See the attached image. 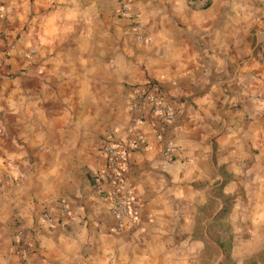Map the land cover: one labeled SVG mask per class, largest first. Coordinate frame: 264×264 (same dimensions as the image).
Here are the masks:
<instances>
[{"label": "clouds", "instance_id": "9594fccd", "mask_svg": "<svg viewBox=\"0 0 264 264\" xmlns=\"http://www.w3.org/2000/svg\"><path fill=\"white\" fill-rule=\"evenodd\" d=\"M42 2L53 5L69 37L60 52L70 55L44 90L50 105L35 90L0 92V264H40L33 252L53 264H264V177L240 179L246 173L229 164L240 159L237 144L217 167L219 153L190 131L221 97L245 123L264 120V0ZM110 28L139 34V55L99 47L120 35ZM178 133L186 175L169 180ZM209 156L218 184L197 180ZM98 205L107 213L100 232ZM127 234L136 237L130 250L115 239ZM22 238L40 247L21 248ZM101 241L102 257L92 251Z\"/></svg>", "mask_w": 264, "mask_h": 264}, {"label": "crops", "instance_id": "0c3cea01", "mask_svg": "<svg viewBox=\"0 0 264 264\" xmlns=\"http://www.w3.org/2000/svg\"><path fill=\"white\" fill-rule=\"evenodd\" d=\"M52 7V5L43 3L42 0L39 3L38 0H0V8L5 9L0 24V92L35 90L37 92L36 99L45 105H50L51 101L55 99V96H46L44 90L54 87L52 81L54 78H58L65 58L70 54L67 50L60 52L61 49H65L69 37L61 36L58 32V21L50 15ZM207 7H211V2ZM117 30L119 29L112 28V31ZM119 31L120 35L116 36L114 41H110L106 45L101 43L98 46L109 47L112 51L123 50L130 56L129 47L130 43H133L137 47L135 50L138 51L141 44L137 42L134 35L130 31ZM42 37L45 38V42L41 44L39 51L28 55L32 51L28 44L34 41L40 42ZM113 43L116 44L115 48H112ZM33 46L35 45L33 44ZM3 51L8 53V59L2 56ZM140 59L142 60L143 57ZM140 71L146 77L147 82H156L148 81L156 79L153 74L147 71L146 67L142 66ZM67 83L65 81L66 86ZM58 87L57 84L55 88L58 89ZM28 98L30 97H26V99ZM61 102L63 103V101ZM204 102L203 98L199 101V103ZM200 115L202 113H197L193 118L196 119ZM58 119H62V117ZM40 120L42 124H47L46 112H40ZM59 131L63 132L64 129ZM190 131L191 133L198 132L199 141L211 147L215 153H219L221 159L216 162L217 167L234 154L233 146L237 144L242 147L241 153H238L240 159L230 158L229 164L234 169L241 168L246 173L240 179L251 182L257 175L264 177V120L253 119L245 123L244 115L231 114L225 97H221L211 118L205 120L199 129L194 126ZM171 142L176 154L173 156L175 163L165 165L169 180H173L177 176L182 178L186 175L183 169V160L180 159V150L187 141L182 134L178 133ZM207 160V172L203 177H197V180L206 179L209 185L218 184L219 177L214 174L211 166L215 157L209 156ZM248 169L251 171L249 172ZM7 182L8 176L5 173L0 187H3ZM231 187L232 185H229V188ZM247 211V209H242L240 214L233 217V221H241V215H246ZM97 212L99 215L96 221L99 219L104 221L107 213L99 205ZM59 222L64 223L63 218ZM74 223H79V221H74ZM17 226H20L19 222H17ZM13 246H16L15 241H13ZM30 247L39 248L40 245L37 243ZM33 255L40 256V264H43L45 260L48 261V264H53V260L49 259L47 253L33 252Z\"/></svg>", "mask_w": 264, "mask_h": 264}, {"label": "rangeland", "instance_id": "374dc122", "mask_svg": "<svg viewBox=\"0 0 264 264\" xmlns=\"http://www.w3.org/2000/svg\"><path fill=\"white\" fill-rule=\"evenodd\" d=\"M110 30L112 31V28H110ZM135 48H137V47L135 45H133V43H130L129 49L131 50V55L128 56L129 58H133L136 55H138V51H136ZM30 54H31V52L28 53V55H30ZM4 55H5L6 59H8V57H9L8 53H6ZM148 81H156L157 82V80H153V79H150ZM94 85H100V82L96 81V82H94ZM173 160H174V158H173ZM218 204H219V202H217V206H218ZM232 223H233V227L234 228H237V227L241 226V221H233ZM96 225H97V232H100V230L102 228H104V221H102V220L100 221V219H99L98 221H96ZM102 235L111 236L112 235L111 228H109L108 231L106 233H103ZM115 239L117 241H119L120 244H123L125 246L126 250H130L132 245H133V242L136 240V237L131 236V234H127V235H124V237L117 236ZM117 247H119V245H117ZM92 251L94 253H97L99 256L102 257L104 255V244H103V241H101V244L98 245ZM95 258H96L95 256H91V259H95ZM88 259H89V257H85V260H88Z\"/></svg>", "mask_w": 264, "mask_h": 264}, {"label": "built area", "instance_id": "2783aa9c", "mask_svg": "<svg viewBox=\"0 0 264 264\" xmlns=\"http://www.w3.org/2000/svg\"><path fill=\"white\" fill-rule=\"evenodd\" d=\"M209 1H210V0H209ZM1 22H2V14H0V24H1ZM137 27H138V25H137ZM134 37H135V39L137 40V42L140 43V40H141L140 35L137 34V35H134ZM143 39L147 40V37H143ZM2 54H3L2 56L5 57V55H4V54H6L5 51H3ZM31 54H32V55L34 54L33 51H31ZM157 86H158L157 82H147V87H149V88H155V87H157ZM161 91H163L162 87H161ZM168 149H169V150L174 149V146H173L172 142L169 143V145H168ZM172 158H173V157H172ZM65 214H66V213H65ZM112 227H115V228L117 229V231H120V227H119L118 224H117V225H113ZM20 247H21V248H27V247H30V245H25V243H24V239L22 238L21 241H20Z\"/></svg>", "mask_w": 264, "mask_h": 264}, {"label": "trees", "instance_id": "16d2710c", "mask_svg": "<svg viewBox=\"0 0 264 264\" xmlns=\"http://www.w3.org/2000/svg\"><path fill=\"white\" fill-rule=\"evenodd\" d=\"M209 2H210V1H209ZM208 5H209V4H208ZM208 5H207V6H208Z\"/></svg>", "mask_w": 264, "mask_h": 264}]
</instances>
